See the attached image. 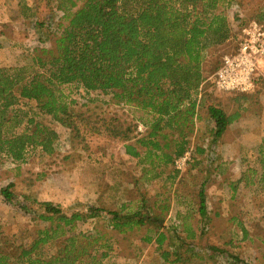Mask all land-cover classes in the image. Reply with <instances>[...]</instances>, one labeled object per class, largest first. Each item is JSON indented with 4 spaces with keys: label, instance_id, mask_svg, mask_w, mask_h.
<instances>
[{
    "label": "trees",
    "instance_id": "trees-1",
    "mask_svg": "<svg viewBox=\"0 0 264 264\" xmlns=\"http://www.w3.org/2000/svg\"><path fill=\"white\" fill-rule=\"evenodd\" d=\"M129 1L137 7L129 9ZM233 2L46 0V20L35 27L37 33L45 31L46 46L34 49L29 65L0 66V161L15 163L19 170L32 155L55 153L59 134L51 122H57L73 131L76 151L95 150L105 155L111 146L122 145L140 167L139 177L132 181L138 196L132 200L135 207L126 212L125 207L112 210L102 205L67 212L54 201H37L25 192L23 199L40 207L35 209L25 202L21 207L32 220L45 225L26 243L4 237L0 264H107L105 260L114 250V233L139 234L143 229V241L156 242L165 264L203 260L205 252L218 250L204 240L212 220L207 205L208 173L200 183L196 207L177 214L180 225L166 224L171 199L157 193L160 197L151 201L147 184L157 179L175 183L180 171L174 161L192 147V137L199 134L202 120L208 124L190 163L206 172L197 154L215 169L217 163L211 158L216 143L243 115L240 108L228 114L212 96L216 93L212 78L221 64L218 47L232 36L223 9ZM22 6L30 11L22 10L27 17L36 18L41 9L40 0ZM252 18L264 24V6L254 11ZM246 23L241 20L240 26ZM3 46L0 37V48ZM67 85L82 87L88 94L109 95L115 105L134 112L130 122L124 125L116 113H96L85 103L77 105L64 92ZM261 89L264 80L257 78L251 92L225 93L233 94L235 101H250ZM103 136L108 139L106 145L101 144ZM258 152L261 171L251 168L238 182L255 184L257 177L264 190V143ZM230 184L235 191L237 183ZM13 186L1 187L0 196L13 199ZM101 217L106 225L96 223L75 233L76 222ZM195 218L194 227L189 221ZM241 226L245 237L248 229ZM180 228L185 236L179 235ZM171 233L177 236V243L169 240ZM228 256L233 258L231 264H251L237 255Z\"/></svg>",
    "mask_w": 264,
    "mask_h": 264
},
{
    "label": "rangeland",
    "instance_id": "rangeland-1",
    "mask_svg": "<svg viewBox=\"0 0 264 264\" xmlns=\"http://www.w3.org/2000/svg\"><path fill=\"white\" fill-rule=\"evenodd\" d=\"M20 1L0 0V37L4 43L0 48V66L29 65L34 49L46 46L45 31L37 33L35 28L37 23L46 20V0H40L41 9L36 18L27 17L23 12L30 13L22 6L30 0H22L21 4ZM241 1L234 0L232 5L224 6L223 10H226L232 27V36L218 47L219 61L236 47L241 20L252 21L253 12L264 6V0H243L244 4L238 7ZM126 6L135 9L137 4L129 1ZM211 89L213 86H209V90ZM63 90L70 99L76 100L77 105L85 103L96 113H116L120 121L125 122L124 125H127L133 116L134 112L130 108L123 109L115 105L109 95L100 92L88 94L82 87L75 85L64 86ZM212 94L228 114L239 108L243 113L228 127L223 138L215 145V154L211 160L216 161L217 167L211 168L204 156L195 154L197 159L203 160L206 172L198 167L194 168L190 163L184 172L178 174L173 185L170 181L161 179L147 184L149 196L152 201L160 197L157 193L167 194L171 200L166 224L180 225V222L176 221L177 214L183 215L189 207H196L200 183L208 173L207 205L212 220L204 240L218 250L205 252L203 260L188 259L183 264H231L233 258L229 257L228 253L237 255L239 259L251 264H264V190L257 182V177L255 184L238 182L239 178L250 174L251 168L261 171L258 150L264 143V89L255 97L252 96L250 101H235L231 98L233 94L218 90ZM37 117L50 121L46 116ZM51 124L59 134L55 141V153L43 157L32 155L28 163L21 164L19 170H16L15 163L0 161V189L9 183L14 184L13 199L8 201L0 196L2 243L4 237L15 238L18 242H29L36 236V230L45 225L39 220H32L33 217L21 207V202L32 205L35 209L40 207L39 204L30 203L31 200L26 202L22 197L25 192L37 201H54L67 212L82 210L88 205H102L112 210L125 207V212L135 207L132 200L138 195L132 181L140 175L137 159L125 154L120 144L111 146L105 155L95 150L76 151L73 149V131L57 122ZM207 124L204 120L198 123L200 131L197 136L192 137V146L201 144L202 137L199 136ZM100 141L104 145L108 143L105 136L101 137ZM208 169L210 172H207ZM230 183H237L235 191L230 188ZM189 222L195 227L197 218ZM96 223L103 226L107 221L101 217L87 222H76L75 233L90 229ZM242 224L249 232L245 237ZM145 233L146 229L139 234L114 233V250L105 260L107 264H165L156 242L143 241ZM179 233L180 236H185L182 228ZM230 239L232 243H229ZM169 240L178 242L174 233L169 235Z\"/></svg>",
    "mask_w": 264,
    "mask_h": 264
},
{
    "label": "built area",
    "instance_id": "built-area-1",
    "mask_svg": "<svg viewBox=\"0 0 264 264\" xmlns=\"http://www.w3.org/2000/svg\"><path fill=\"white\" fill-rule=\"evenodd\" d=\"M235 49L223 56L212 82L221 92L248 93L256 88L257 78L264 80V24L252 20L239 26ZM193 147V148H192ZM174 161L184 172L193 159L194 146Z\"/></svg>",
    "mask_w": 264,
    "mask_h": 264
},
{
    "label": "crops",
    "instance_id": "crops-1",
    "mask_svg": "<svg viewBox=\"0 0 264 264\" xmlns=\"http://www.w3.org/2000/svg\"><path fill=\"white\" fill-rule=\"evenodd\" d=\"M234 49H235V48H234ZM234 49H233V50H234ZM233 50H232V51H233ZM232 51H231V52H232ZM229 53H230V52H229ZM221 61H222V59H221Z\"/></svg>",
    "mask_w": 264,
    "mask_h": 264
}]
</instances>
